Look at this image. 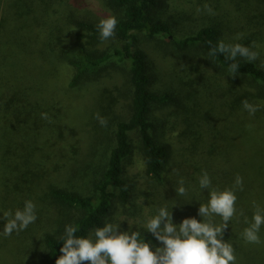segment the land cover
I'll return each mask as SVG.
<instances>
[{
    "label": "trees",
    "instance_id": "16d2710c",
    "mask_svg": "<svg viewBox=\"0 0 264 264\" xmlns=\"http://www.w3.org/2000/svg\"><path fill=\"white\" fill-rule=\"evenodd\" d=\"M183 1L0 0V212L20 208L28 199L37 205L35 223L0 238V264H55L63 244L57 240L65 225L74 224L78 229L75 235L85 236L106 222L114 223L115 209L124 210L132 204L129 201L135 191L125 168L134 152L144 164L149 217L158 207L177 202L171 212L173 222L179 223L188 217L199 220L196 200L203 203L204 197L199 195L196 180L202 170L212 176V188L225 189L220 164L229 149L224 146H229L235 135L242 140V151L251 141L264 151V54L256 45L264 43V0H226L223 9L228 18L215 17L220 26H203L175 38L171 27L187 24L193 16L183 12ZM91 2L98 4L97 11ZM178 2L181 10L170 13L169 22L163 20L168 16L162 12L164 3ZM218 3L207 0L210 9L212 4L219 9ZM109 15L118 23L114 36L101 42L95 25ZM224 25L229 26L232 40H225ZM139 33L149 40L164 39L179 53L203 54L208 64L226 73L227 89L213 105L220 102L221 109L227 108L232 116L237 113V121L231 120L230 127L223 124L230 134L219 133L227 141L220 152L206 148L207 138L198 133L200 126H193L198 116L190 106L187 83L180 87L172 82L169 92L154 88V77L160 71L140 47L143 35ZM220 40L247 45L261 60L249 63L237 58L240 67L232 75L228 71L232 61L209 55ZM60 69L65 77L59 86ZM205 82L204 78L200 82L203 92L208 89ZM209 86L210 92L223 89L217 81ZM115 93L123 100L119 117L105 113ZM225 97L229 100L226 104L221 102ZM244 100L259 105V110L249 116L242 109ZM169 105L182 110L172 126L180 129L176 145L165 143L156 134L158 128L166 131L168 120L163 124V117L157 116V121L154 112ZM221 109L215 107L216 118L223 116ZM41 113L48 119H42ZM97 115L107 121L105 126ZM209 119L205 121L215 123ZM196 155L198 160L193 159ZM252 165L244 163L242 168ZM177 173L189 186L184 197H176ZM259 174L264 177V172ZM254 185L249 178L248 185L236 191L237 212L243 211L249 218L254 211L252 201L264 207V182L261 189ZM201 194L206 197L207 191ZM213 219L219 223V217ZM246 226L242 216H234L224 239L234 248L236 264H264V226L259 249L251 251L240 238ZM127 228L156 243L136 221Z\"/></svg>",
    "mask_w": 264,
    "mask_h": 264
},
{
    "label": "clouds",
    "instance_id": "9594fccd",
    "mask_svg": "<svg viewBox=\"0 0 264 264\" xmlns=\"http://www.w3.org/2000/svg\"><path fill=\"white\" fill-rule=\"evenodd\" d=\"M211 12V9H207ZM118 21L114 15L101 18L95 25L98 38L101 42L114 36ZM75 30V28L71 29ZM235 39L239 40L237 35ZM209 55H220L228 64V71L233 74L240 67L237 58L246 62L258 59V52L241 43H225L217 41L211 48ZM264 67V65H261ZM242 109L249 116L259 110V105L241 102ZM41 118L47 120L46 113H41ZM101 126L107 121L97 115ZM175 171V170H174ZM178 175V173H177ZM199 195L204 197V202L199 200L196 215L199 217L183 218L179 223L173 222L171 209L177 202L169 206H160L155 214L141 220L144 232L150 233L156 243L151 239L145 241L138 231L121 230V222H106L102 227H95L89 235L77 236L78 229L74 224L65 225L63 234L57 241H62L59 251L61 255L55 264H236L234 248L224 239V232L229 228L234 216H242L243 223L247 225L240 233V238L249 244L261 243L260 231L264 226V207L252 201L254 209L251 218L244 215L243 211L237 212L236 191L242 190L243 180L239 175L234 178L233 186L218 190L212 188V180L206 171H201L197 177ZM176 197H184L189 186L183 177L178 175ZM202 190L207 191L206 197ZM183 202L190 203L191 201ZM141 205L144 206L143 200ZM214 217H219V223L214 222ZM0 238H6L13 233H19L28 228L37 220V205L30 199L24 200L23 205L15 210L0 212ZM143 232V233H144ZM37 238V237H36ZM40 240L39 238H37ZM159 245V246H157Z\"/></svg>",
    "mask_w": 264,
    "mask_h": 264
},
{
    "label": "rangeland",
    "instance_id": "374dc122",
    "mask_svg": "<svg viewBox=\"0 0 264 264\" xmlns=\"http://www.w3.org/2000/svg\"><path fill=\"white\" fill-rule=\"evenodd\" d=\"M225 1L226 0H218L219 9H217V6L215 4H212L211 9L213 10L209 12L207 10L210 9L207 5V0H184L182 2L185 8L182 9L183 12H189L193 14V16L189 18L190 21L187 24H173L174 26L171 27V30L174 32L173 34H175V38H183V36L188 35L190 32L195 33L203 26L205 27L207 25L216 24L220 26L219 22L221 23V21L216 20L215 17L218 16L219 19H221L222 17L225 20L228 18L225 9H223ZM90 5H93V3L91 2ZM93 8V10L95 11L98 10V4L96 2L94 3ZM180 10V2H178V4L173 3L172 5L166 4V6L164 3L162 12L168 16L163 17V20L169 22L170 13L172 14L174 11ZM236 16L237 14L233 15L232 17ZM221 30H224L225 40L227 38L232 40V38H229L232 35L230 33L228 25H224V27L221 26ZM138 35H143V37L140 38V47L147 51L150 59L152 60V62H155L156 68H158L160 71V74L154 77L157 78L152 83L154 88L158 91L168 90L169 92L173 90V88H171L172 82L176 86L179 85L180 87L182 86L181 84L187 83L185 88L188 87L191 89V93L190 95H188L189 100H191L190 106L193 107L192 109H194L195 113L198 116V119H196V123L193 126L195 129L196 127L198 128L200 126L198 129V133H201L202 137L207 138L206 148H214L218 152H220V148H223L221 147L222 144L227 143L226 137L220 135V132L224 131L225 133L230 134L229 131L223 126V124H225L227 127H230L227 124L231 120L236 119L237 121V113L232 116L227 108L226 110L221 109L219 107L220 102L213 105L216 97H218L220 93L227 89V86L225 87L227 82L226 73L223 72L221 68L219 69L212 64H208L203 54H197L194 52H191L194 54H190V51L179 53L176 51L173 45H171L164 39L156 38L153 40H149L145 38V35L143 33H139ZM256 45H258V47L261 49H258V51L264 54V43H257ZM259 60L261 59L258 58V61ZM59 74L61 75L59 80L60 86L64 80L65 73L62 69H60ZM203 78L206 81L205 84L208 87L207 89L205 85L206 91L204 92L203 84L200 83L201 81H203ZM158 79L161 81L158 82ZM212 81H217V83L223 89H211L210 92L209 83ZM118 93L114 94L115 97H113V99L110 101V105H107L108 107L105 110L106 114L117 117L123 114V100L116 97L118 96ZM201 98L203 99L200 100ZM221 102H224L226 104L227 102H229V100L225 97ZM215 107H218L223 111V116H225L224 118H222L223 116L219 117L216 115L217 118L214 116V114L216 113ZM156 111L157 112H154L156 115L154 118H156L157 121V116L163 117V124L166 119L168 120L164 125L166 131H164L163 127L162 129L158 128L156 134H158L161 140H163L167 144L170 143L172 145H176L177 143H180L177 137L179 136L180 129L179 127H176L175 130L172 126L175 117L179 118L180 112L182 110H176V107L169 105L163 108H158V110ZM206 119H209L215 123L208 122V120L205 121ZM239 137L240 136L235 135L232 139L233 141L231 140L230 145L228 144L229 146H224L229 147L220 164L222 170H224L223 172H225V176L223 177L224 188L232 187L235 176L239 175L243 180V184H245L246 186L248 185V179L253 178L255 184L254 186L261 189L263 188L264 177H261L259 172H264V166L261 167V162L264 158V151L258 150L254 146V143L252 141L251 143L246 142V149L245 151H242V140L239 139ZM201 147H205V145L203 144V146ZM201 147L199 149H201ZM193 159L198 160L199 156L196 155ZM214 159L215 157L213 156V160ZM248 162L253 163V165L249 168H242V165ZM210 163L214 162L210 160ZM125 176L133 184L135 192L131 195L132 197L130 196L131 198L129 204H132L129 205L126 209L124 208V210L117 207L115 209L117 211L116 215L112 216L114 218V223L123 220L121 222V230H124V228L127 229L131 222L135 221L140 226H142L141 220L143 218L149 217V204H147L148 200L146 201L143 190L144 164L141 157L136 152H134L126 162ZM197 176H199V173L197 174ZM209 176L212 177L210 174ZM141 200H143L144 206L141 205ZM235 206L237 207V204ZM129 213H133V217H130ZM125 221L126 223L123 224ZM247 247L250 251L251 249L254 250V248L256 247L259 249L258 244L256 245L248 243Z\"/></svg>",
    "mask_w": 264,
    "mask_h": 264
}]
</instances>
